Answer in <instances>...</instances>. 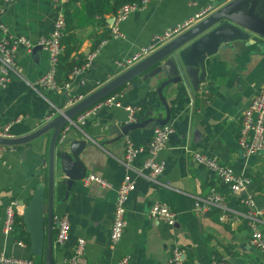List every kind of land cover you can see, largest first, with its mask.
Masks as SVG:
<instances>
[{
  "label": "crops",
  "instance_id": "obj_1",
  "mask_svg": "<svg viewBox=\"0 0 264 264\" xmlns=\"http://www.w3.org/2000/svg\"><path fill=\"white\" fill-rule=\"evenodd\" d=\"M208 2L149 0L142 10L130 14L121 25L123 39L114 40L109 35L102 40L106 43L91 67L77 77L67 92L32 89L30 85L47 72L49 57L39 48L30 55L20 51L17 62L22 69V79L11 76L6 89L0 90V126L20 119L10 129L15 138L35 133L57 117L59 111L71 107L68 100L80 96L83 99L116 77L124 71L117 67V63L150 44L153 37L182 24ZM55 7L56 0H9L4 3L0 15V38L13 35L35 40L49 35ZM105 18L108 29L111 17ZM104 28L94 24L73 31L71 43L75 45L76 53L86 58L98 46L94 47ZM205 67L208 68L205 79L195 91L180 83L163 92L169 110L165 125L172 130L158 155L164 163L163 172L158 178L159 184L128 172L134 181V190L126 205L124 234L116 246L110 244L109 232L116 189L126 174L122 165L124 137L128 136L135 147L144 149L152 128L136 129L122 136L111 126L126 124L124 107L136 109V122L144 117H164L162 107L148 88L153 81L142 83L135 80L114 93L118 96L120 108H101L89 116L84 125L70 126L67 137L82 139L80 133L90 142L80 157L86 168L85 176L94 174L111 187L84 186L81 181L69 192L64 186L56 188L52 209L53 264H66L80 238L86 244L78 264H115L124 257L128 258L127 264H164L173 247L182 250V264H212L213 261L264 264L258 253L247 245L249 231L240 216L242 208L238 200L241 197L229 196L225 185L195 164L190 156L191 152L197 151L230 168L236 175L249 179L246 194L253 198L255 208L263 212L261 228L264 235V151L245 159L236 144L240 114L264 82V46L257 49L235 43L230 49H219L205 61ZM200 86L207 91L206 100L197 92ZM50 137L51 132H48L35 141L13 147V152L3 154L0 159V254L32 264H46L47 249L44 244L40 257L31 255L23 235L21 212L35 187L47 185ZM144 158V153L138 154L131 167L138 170ZM211 187L222 196L224 212L213 210L204 215L193 212L194 198L204 196ZM10 202L17 203L16 227L12 234L5 236L3 220ZM154 202L164 204L175 213L173 226L148 219V208ZM63 215L69 220L70 235L64 245H57L56 223ZM18 241L24 246H18Z\"/></svg>",
  "mask_w": 264,
  "mask_h": 264
},
{
  "label": "built area",
  "instance_id": "obj_2",
  "mask_svg": "<svg viewBox=\"0 0 264 264\" xmlns=\"http://www.w3.org/2000/svg\"><path fill=\"white\" fill-rule=\"evenodd\" d=\"M149 0H140L138 4H128L122 6L117 13L110 18L108 25L109 35L111 39L120 40L124 36L120 30L121 25L128 19L129 15L142 10ZM210 1V0H209ZM9 0H0V15L3 12L4 3ZM72 0H56V9L52 29L49 35L40 36L35 40L23 36L4 35L0 38V90L6 89L11 76H16L22 79V69L17 62L18 53L30 55L34 49L39 48L47 53L49 57V67L47 72L40 77L34 84L30 85L32 89H39V91H52L55 93H62L69 91L72 84L77 77L86 69L90 68L94 60L97 58L100 48L106 43L102 41L91 53L86 57L85 64L80 68H74L69 74V81L62 86L56 83L57 63L59 57L63 53L61 39L64 36L66 29V22L64 19L63 8ZM210 11L207 5L199 12L187 18L182 24L174 26L172 29L164 31L161 35L155 36L151 39L150 44L138 48L134 54L129 58L117 63V67L121 70H126L133 64L148 56L158 46L166 43L174 36L180 34L182 31L199 21ZM198 94L204 100L207 99V91L203 86L198 89ZM82 97L73 100H68L69 105H73L80 101ZM121 104L118 101V96L112 94L101 102L95 104L93 107L83 112L76 117L75 120L68 123L59 135L58 141L61 143L68 132L70 126H82L86 119L94 115L97 110L101 108H120ZM127 114L126 124L136 123L134 119L135 108L124 107ZM60 113V111H59ZM20 119H16L8 124L0 126V139H14L15 137L10 133L12 124L18 123ZM236 144L243 158L255 156L264 151V82L259 86L258 90L249 98L246 107L240 114L239 125L237 130ZM172 130L168 125L155 127L151 130V137L144 149L135 147L130 141L129 137H124V158L122 165L125 168L126 174L116 189V198L114 202V212L109 232V242L112 246H116L121 241L124 229L126 227V205L129 200V194L134 190V181L129 178V171L134 172L136 177H140L147 182L159 184L158 178L163 172L164 163L158 158L159 153L164 149L168 136ZM13 147L0 146V159L3 154L13 152ZM144 153L145 158L142 160L138 170L131 167L134 158ZM191 160L204 168L206 171L212 173L218 180H220L226 187L229 196H238L239 204L242 208L243 219L249 236L247 245L250 249L257 252L264 260V235L262 230L261 216L262 210L256 209L253 198L250 194H246L247 187L250 181L245 176L236 175L230 168L219 165L216 160L208 158L207 156L193 151L190 153ZM82 184L88 186L90 184H97L102 188H110L111 185L104 179L94 175L88 174L82 179ZM242 195V196H241ZM222 196L211 187L207 193L202 197L194 198L192 202V211L204 215L213 210H220L224 212L225 208L222 205ZM17 203L10 202L5 209L2 232L5 236L12 234L16 227L17 217ZM147 217L150 220L162 222L171 227L174 224L175 213L170 211L164 204L154 202L147 212ZM222 216L219 217V220ZM55 242L57 245H64L70 235V223L66 215L57 219L56 223ZM85 240L80 238L77 240L73 248L70 258L66 264H78V260L84 253ZM17 245L23 247L24 244L20 241ZM182 250L178 247H173L164 264H182ZM128 258L124 257L115 264H127ZM0 264H32L30 261H24L13 257H7L0 254ZM212 264H227L224 261H213Z\"/></svg>",
  "mask_w": 264,
  "mask_h": 264
},
{
  "label": "water",
  "instance_id": "obj_3",
  "mask_svg": "<svg viewBox=\"0 0 264 264\" xmlns=\"http://www.w3.org/2000/svg\"><path fill=\"white\" fill-rule=\"evenodd\" d=\"M207 5L210 11L199 21L82 100L60 111L57 117L35 133L26 137L0 139V146L16 147L51 132L47 185L35 187L29 202L21 212L32 256L40 257L45 244L46 264H53L52 209L56 188L64 186L66 192H69L86 174L80 157L90 142L80 133L78 135L82 139L71 140L66 135L61 143L58 141L61 131L68 123L135 80L142 83L151 80L153 83L148 88L162 107L164 117H144L136 123L112 125L111 129H118L120 134L125 136L129 131L136 129L164 126L169 120V110L163 92L180 83L190 91H195L198 84L205 79L208 70L205 61L221 48L230 49L235 43H241L244 47L254 46L257 49L264 46V0H210Z\"/></svg>",
  "mask_w": 264,
  "mask_h": 264
},
{
  "label": "trees",
  "instance_id": "obj_4",
  "mask_svg": "<svg viewBox=\"0 0 264 264\" xmlns=\"http://www.w3.org/2000/svg\"><path fill=\"white\" fill-rule=\"evenodd\" d=\"M140 0H72L70 4H66L63 8L66 29L61 39L63 53L58 59L56 83L62 86L69 81V74L74 68L82 67L86 58L81 54H77L76 47L72 41L71 33L75 30L83 29L88 26L102 25L104 28L103 35L100 36L95 43L96 47L99 43L109 37V29H107L106 16L113 17L117 11L124 5L138 4ZM78 5H75V4ZM73 4L71 7L70 5ZM25 235L27 244L28 237Z\"/></svg>",
  "mask_w": 264,
  "mask_h": 264
}]
</instances>
